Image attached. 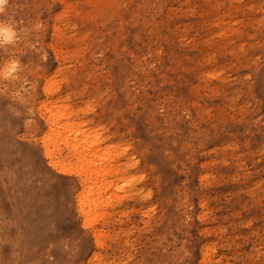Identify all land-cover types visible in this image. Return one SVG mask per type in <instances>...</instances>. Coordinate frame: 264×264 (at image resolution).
<instances>
[{
  "label": "rangeland",
  "instance_id": "obj_1",
  "mask_svg": "<svg viewBox=\"0 0 264 264\" xmlns=\"http://www.w3.org/2000/svg\"><path fill=\"white\" fill-rule=\"evenodd\" d=\"M1 25L0 264H264V0H7ZM41 102L108 169L98 244Z\"/></svg>",
  "mask_w": 264,
  "mask_h": 264
},
{
  "label": "bare ground",
  "instance_id": "obj_2",
  "mask_svg": "<svg viewBox=\"0 0 264 264\" xmlns=\"http://www.w3.org/2000/svg\"><path fill=\"white\" fill-rule=\"evenodd\" d=\"M0 27H6L10 29L13 33L11 40H4L3 35L0 34V40L4 42L6 41L8 43L12 42L14 36L13 28L9 25H1ZM47 91V86H44L45 94ZM57 106L59 108L62 105L59 106L57 103ZM63 106L62 108H64ZM65 106V108L67 109L70 108V106L68 108V105ZM55 107V105L47 106L45 103L42 102L38 105V114L43 119V123L46 126L45 130H51V132L55 135L56 139L61 140L60 143L58 141L55 143L56 146L50 148V142L48 140L49 132H44L39 139L40 146L42 149L41 152L44 158H46L47 164L52 168H58L60 171H64L61 162L63 156L65 157V155H69L75 158V161L77 162V168L73 169L72 172L77 177L78 187L72 195L74 209L76 210L77 216L81 218L82 226L90 227V231L95 238V242L98 244V229L92 224L93 220L91 221L90 217H96L103 214V212L99 213V207L100 192L105 186V182L102 180L104 178L99 179L98 177L100 175L103 176L104 174H106V170L108 171V169L103 170L102 165L97 160V150L94 147V143H92L90 140H87L81 134L80 130L86 131L87 128L85 129L80 124H78L76 119L75 121H73V119H71L72 117H69V111L67 112L65 109L62 108H60L62 110L54 109ZM63 110H65L66 112ZM55 147L56 151L54 150ZM63 151H65V155ZM117 168H119V166Z\"/></svg>",
  "mask_w": 264,
  "mask_h": 264
},
{
  "label": "clouds",
  "instance_id": "obj_3",
  "mask_svg": "<svg viewBox=\"0 0 264 264\" xmlns=\"http://www.w3.org/2000/svg\"><path fill=\"white\" fill-rule=\"evenodd\" d=\"M7 4V0H0V12L4 11V5ZM0 34L3 35L4 40H11L13 33L6 27H0Z\"/></svg>",
  "mask_w": 264,
  "mask_h": 264
}]
</instances>
